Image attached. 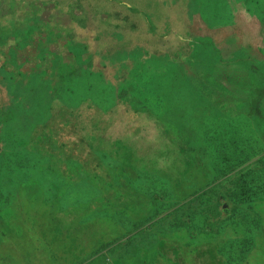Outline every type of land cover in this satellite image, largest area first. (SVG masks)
Instances as JSON below:
<instances>
[{
    "label": "rangeland",
    "instance_id": "1",
    "mask_svg": "<svg viewBox=\"0 0 264 264\" xmlns=\"http://www.w3.org/2000/svg\"><path fill=\"white\" fill-rule=\"evenodd\" d=\"M248 236L264 264V0H0V264Z\"/></svg>",
    "mask_w": 264,
    "mask_h": 264
},
{
    "label": "trees",
    "instance_id": "2",
    "mask_svg": "<svg viewBox=\"0 0 264 264\" xmlns=\"http://www.w3.org/2000/svg\"><path fill=\"white\" fill-rule=\"evenodd\" d=\"M248 11L251 12L250 10ZM15 172H16V169H14L13 167L9 170L10 174H14ZM227 195H229L230 198L234 199V202L237 201L238 197L243 196L241 195V192H238V193L230 192ZM195 200H197V198ZM198 210L200 211V212L198 211L199 215H201L204 212L203 211L204 208L199 207ZM190 213L187 214L188 219H190L191 217ZM200 218L202 219L201 225L205 226V217H200ZM257 221H259V219ZM225 223H226L225 218L223 219L222 218L221 219L212 218L211 219L210 224L212 225V228L209 230L211 239L214 237H220L218 236V234L220 235L223 229L225 228V225H226ZM218 246H219V249L216 251L214 255L211 253V250H208V253L201 252L200 256H202V258L199 264H210V263L212 264H238L239 262L245 259L249 249H255L254 241L252 242V238H250L249 236L245 238H236V239H230L226 241L224 240V241H221ZM212 250L213 252H215L216 250L213 242H212Z\"/></svg>",
    "mask_w": 264,
    "mask_h": 264
}]
</instances>
